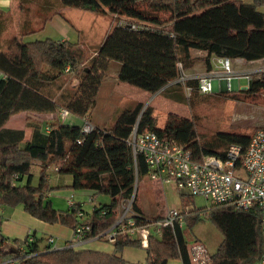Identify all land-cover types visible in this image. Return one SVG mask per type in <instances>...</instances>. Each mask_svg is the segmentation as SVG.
<instances>
[{
    "label": "trees",
    "instance_id": "16d2710c",
    "mask_svg": "<svg viewBox=\"0 0 264 264\" xmlns=\"http://www.w3.org/2000/svg\"><path fill=\"white\" fill-rule=\"evenodd\" d=\"M58 1L64 7L110 14L114 24L87 65L78 43L51 39L26 43L23 40L26 35L22 33L13 36L0 52V71L6 76L0 80V208L21 207L42 222L74 230L81 223L77 216L80 205L66 211L57 210L46 200V195L54 189L69 188L88 191L94 199L97 195H106L111 203L98 205L87 220L93 226L89 237L105 241L99 236L115 224L121 203L132 201L138 226L149 225L148 220H159L164 215L147 217L140 208L139 184L149 179V170L142 156L135 158L128 142L135 127L139 133L153 131L182 145L191 151L193 160L199 162L209 156L224 158L232 144L246 148L252 136L220 133L211 141H205L199 137L192 120L176 115H169L165 127L159 129L152 107L143 103L127 107L112 125L94 126L89 133L83 131L84 124L67 125L58 119L44 131L45 123L27 118L33 134L29 141H24V132L5 130L6 123L22 112L56 114L62 109L90 121L113 63L119 65L120 82L155 94L168 89L169 85H181L175 83L181 76L179 64L184 72H190L195 64L202 63L209 73L213 57L246 62L264 60V0L252 3L241 0ZM50 20L45 19L41 28L28 35L42 32ZM194 52L204 56L195 57ZM68 78L78 83L71 87L61 83L56 87L58 82ZM248 81L251 85L245 92L247 95L264 91V71ZM185 87L196 93L197 79L186 80ZM36 163H40L41 168L39 182L33 186L31 171ZM51 167L60 175L71 176L72 185L52 189L48 178ZM180 194L184 198L189 196ZM182 206L188 226L200 221L201 211L189 209L185 199ZM205 217L224 236L212 255V264H257L260 261L263 236L258 206L249 211L228 205L212 206ZM2 224L0 215V263L13 260L15 264H127L122 256L126 248L143 249L139 241L120 234L112 253L78 251L73 247H50L42 251L38 241L31 238L30 242V237L24 242H14L18 250L24 248L22 252L5 253ZM162 232L161 238L151 237L148 248L143 249L147 252L146 264H168L173 259L190 264L189 241L184 229L163 228Z\"/></svg>",
    "mask_w": 264,
    "mask_h": 264
},
{
    "label": "rangeland",
    "instance_id": "374dc122",
    "mask_svg": "<svg viewBox=\"0 0 264 264\" xmlns=\"http://www.w3.org/2000/svg\"><path fill=\"white\" fill-rule=\"evenodd\" d=\"M241 1L252 3L254 0ZM30 2L28 6L31 7V10L27 13L32 16L30 27L37 30L44 25L45 19L52 18L56 13H59L64 21L58 20L59 23L48 25L46 32L53 35L56 39L59 37V34H62L69 41L80 44L84 64L86 65L106 38L111 25L114 24V18L110 14H95L64 7L58 0H30ZM46 2H51L50 6ZM21 5L25 6L24 4ZM59 24L67 25L65 32H62ZM44 37L45 35L43 34L37 38L43 39ZM231 64L234 77H232V88L230 91L226 89L224 91L220 79L214 78L212 94H202L198 91L196 93H192L193 91L189 92L182 83L179 86L175 84L169 85L168 89L164 88L155 94H149L141 89L120 82L116 74L119 65L113 63L101 86L97 108L94 110V114L92 113L93 123L110 126L127 107L143 103L145 106L152 107L153 116L157 120L156 126L159 129L165 127L169 115H176L179 118L192 120L196 125L199 137L205 141H211L220 133L253 136L258 130L264 129V91L254 95H247L245 92L248 90L249 81L245 79L244 75L250 76L251 79L256 74L263 72L264 61L253 66L255 69L253 73H245L249 70L246 65L238 66L233 60H231ZM197 68L198 64H195L192 69L193 72L196 70L195 74L198 73ZM192 71L184 72L181 68V75L189 78L188 74H191ZM237 76H241V78ZM61 83L64 87H71L72 84L76 85L78 81L74 80V78L63 79L56 87ZM33 174V183L36 184L39 178L38 169L34 168ZM55 174L54 167H51L48 175L51 177L50 186L52 189L56 185L54 177L57 175ZM71 192L74 194L75 200L78 201L77 199L80 197L78 193L80 191L72 190ZM51 193L53 196V207L64 208L65 203L62 198L65 193L60 189H54ZM138 196L140 208L143 214L148 217L162 216L168 209L184 211L182 201L185 199L187 207L199 210L202 214L200 221L196 224L188 226L187 222L185 223L184 232L186 239L188 241L191 239L199 240L211 255L216 253L224 236L214 223L205 217L206 212L213 206L209 201L202 197L193 198L186 196L184 198L173 183L158 185L148 178L140 181ZM91 198L87 197L84 200L83 210L87 213H91L92 207L94 208V205L90 204ZM110 203L111 198L106 195H97L95 198L97 206ZM129 203H132V201L125 202L126 205ZM62 210L65 211V209ZM154 212L155 215H153ZM37 233L39 238L44 239L40 246L43 249L46 243L45 238L50 233L40 230ZM94 243L101 244L108 249H112L113 247V251L115 250L114 244L107 241L96 240Z\"/></svg>",
    "mask_w": 264,
    "mask_h": 264
},
{
    "label": "built area",
    "instance_id": "2783aa9c",
    "mask_svg": "<svg viewBox=\"0 0 264 264\" xmlns=\"http://www.w3.org/2000/svg\"><path fill=\"white\" fill-rule=\"evenodd\" d=\"M133 28L137 29L135 26ZM212 60V70L197 78L198 91L202 94H212L214 78H219L223 88L230 91L234 77L231 60L216 57ZM178 67L182 68L180 64ZM5 77L0 71V80ZM237 77L241 78V76ZM244 77L250 80V76L244 75ZM188 79L181 75L177 82L185 86ZM185 89L191 91L190 88L185 87ZM59 114L64 122L70 113L62 109ZM92 130L93 126L88 118H85L83 131L89 133ZM128 142L135 158L143 157L149 170V179L158 185L173 183L179 192L202 197L213 206L228 205L240 211H249L258 206L261 210L263 236V254L258 264H264V129L253 134L246 148L232 144L228 147L224 158L209 156L201 162L193 160L190 150L174 141L162 138L153 131L139 133L135 127ZM90 203L94 205L93 212L97 207L93 197ZM68 205L69 208L78 206L73 201V196L68 199ZM79 205L80 211L77 216L81 223L73 230L72 239L67 247L77 248L98 239L89 237L93 233V226L84 220L86 217L82 210L83 205ZM135 216L132 203L122 204L115 224L99 237L114 244L120 234H125L139 241L141 247L146 249L151 237H162L163 228L184 229L186 223L182 212L176 209L166 210L161 219L148 220L149 225L144 226L137 225ZM48 242L52 249H58L53 237L49 238ZM188 254L190 264H212V255L199 240L189 241ZM0 264H14V261L7 260Z\"/></svg>",
    "mask_w": 264,
    "mask_h": 264
},
{
    "label": "crops",
    "instance_id": "0c3cea01",
    "mask_svg": "<svg viewBox=\"0 0 264 264\" xmlns=\"http://www.w3.org/2000/svg\"><path fill=\"white\" fill-rule=\"evenodd\" d=\"M29 3H31L30 0H0V52L4 51L6 49L8 41L13 36L19 35L21 33L26 35L23 38L24 42H26V43L33 42V41L37 40L38 39L37 37L39 35H43V34L45 35V37L43 39H38V40L51 39V40H54L57 42H63L65 40L69 41V39L66 37H63L62 34H59L58 35L59 37L56 39L53 37V35L48 34L46 32L48 25H52L54 23H59L58 20L64 21V19H62L61 15L59 13H56V15L53 16L51 18V20L45 24L44 30L42 32L34 34V35H28L30 32L36 30V29H33L30 27L32 24V16L27 14L31 10V7L28 6ZM46 3L49 6L51 4V2H46ZM21 4H24L25 6H22ZM62 25L59 24V26L62 29V32H65V29H67L65 27H67V25L66 24H62ZM72 43H76V42H72ZM194 56L200 58L204 55L201 52H197L194 54ZM212 61L213 60H211V64H212ZM233 61L238 66L246 65L249 68V70H247L245 73H253L255 71L253 66L258 65L257 63H263L264 60H259V61H255V62H246V61L241 60V59H234ZM118 71H119V69L117 70V73H116L117 77H118ZM197 71H198L197 74H195L196 70H195V72L192 71L191 74H188L190 76L189 79H197L198 77H200L206 73L205 68H204L202 63H198ZM263 71H264V69H263ZM60 82H58V83H60ZM73 85H75V84H73ZM223 90H225V89H223ZM59 115H60L59 113H56V114L55 113L34 114V113L22 112V113H19V114L12 116L8 120V122L6 123L4 129L9 130V131H22V132H24V141H29L32 137L33 130L31 127H29L27 125V118H32V121L45 123V126L43 129H44V131H46L48 125L52 121L58 119L61 122H63L60 119ZM92 115H91L90 121H89L90 124L93 127L94 126L104 127L103 124L102 125L94 124ZM84 120H85V118L81 119L77 116L69 114V116L64 120L63 123H65L67 125L81 126L82 124H84ZM34 168L38 169L39 174H40V168H41L40 163H36L33 166L32 171H31L32 174H33ZM54 171H55V168H54ZM55 175H57V176L54 177V181L56 183V185H54V188H64V187H69L72 185V177L71 176L60 175L59 173H56ZM48 178H49V181L51 183V177L48 176ZM33 180H34V174H33ZM33 182H32V185L36 186L37 183L39 182V178H38V181L36 184H34ZM22 185H25V181L22 183ZM60 190H62V192L65 193V195L62 198L64 203H65V207L64 208L55 207L57 210L65 209V211H66L67 209H69L68 199L71 196H73V201L76 204H82V205L85 204L84 200L87 197L88 198L92 197L90 192L80 191L78 193L80 195V197L77 199L78 201H76L74 194L71 192L72 189L69 188V189H60ZM185 195H189V194L185 193ZM46 200L51 201V203L53 205V196H52L51 192L46 195ZM92 210H93V207H92ZM84 212H85V214H87V216L85 215L86 218H84V220L87 221L89 219V217L91 216L92 212L87 213L85 210H84ZM180 212H183V211H180ZM0 215L3 218V224H2V228H1L2 237H4L6 240V242L3 246V251L5 253L17 254L20 251L22 252L24 248L22 247L23 249L18 250L16 248V246L14 245V242L15 241L24 242L29 237H30L29 240L31 238H34L36 241H38L39 249L42 251H44L46 249H51L49 246V242H48L49 238H51V237H53L56 240V242H57L56 245H58V249L67 247V245L69 244V242L72 239L73 229L59 225V224L51 225V224H47L45 222H42L36 218H33L29 214H27L22 208H9L8 209L5 207H1L0 208ZM150 215H152V214H150ZM153 215H155V212L153 213ZM158 215H156V216H158ZM38 230L50 233V235L47 236V238H45L46 243H45V247L43 249L40 246L42 245V242L44 241V239L38 237V235H37ZM94 241H96V240H94ZM94 241L84 243V244L78 246L76 248V250H78V251L79 250H97V251H102V252H106V253H112L113 252V247H112V249L111 248L108 249L105 246H102L101 244L94 243ZM122 256H123V259L126 261L127 264H146V260H147V252L143 249L134 248V247L133 248L132 247L126 248L123 251ZM168 264H184V263L181 259H173V260H170L168 262Z\"/></svg>",
    "mask_w": 264,
    "mask_h": 264
},
{
    "label": "water",
    "instance_id": "95a60500",
    "mask_svg": "<svg viewBox=\"0 0 264 264\" xmlns=\"http://www.w3.org/2000/svg\"><path fill=\"white\" fill-rule=\"evenodd\" d=\"M249 85H251V82H249ZM225 91V90H224Z\"/></svg>",
    "mask_w": 264,
    "mask_h": 264
},
{
    "label": "bare ground",
    "instance_id": "6f19581e",
    "mask_svg": "<svg viewBox=\"0 0 264 264\" xmlns=\"http://www.w3.org/2000/svg\"><path fill=\"white\" fill-rule=\"evenodd\" d=\"M76 249V248H75Z\"/></svg>",
    "mask_w": 264,
    "mask_h": 264
}]
</instances>
